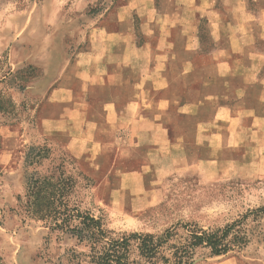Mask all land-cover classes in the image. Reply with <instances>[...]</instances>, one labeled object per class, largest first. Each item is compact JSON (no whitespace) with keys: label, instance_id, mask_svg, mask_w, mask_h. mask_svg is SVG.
I'll list each match as a JSON object with an SVG mask.
<instances>
[{"label":"rangeland","instance_id":"rangeland-1","mask_svg":"<svg viewBox=\"0 0 264 264\" xmlns=\"http://www.w3.org/2000/svg\"><path fill=\"white\" fill-rule=\"evenodd\" d=\"M144 1L0 0V130L13 126L26 135L25 143L18 138L5 144L0 132V264H94L87 242L28 215L27 184L35 176L63 171L72 177L73 205L100 219L112 239L173 229L180 235L189 228L215 231L264 206L260 133L249 132L241 146L222 147L214 157L209 147L187 149L189 166L183 168L162 172L153 164L142 189L133 192L123 189L121 172L138 168L145 156L141 149L130 156L127 135L114 153L87 165L65 140L39 133L48 94L62 83L67 65L90 47L88 32L108 25L117 11L143 8ZM246 2L258 12L264 7V0ZM216 3L222 7L224 0ZM163 5L171 7V0H155L158 10ZM201 30L209 45L203 20ZM141 33L136 23L139 40ZM38 149L42 157L35 159ZM245 225L256 231L251 220ZM257 233L225 256L198 248L195 264H264V238ZM130 261L141 262L134 247Z\"/></svg>","mask_w":264,"mask_h":264},{"label":"crops","instance_id":"crops-1","mask_svg":"<svg viewBox=\"0 0 264 264\" xmlns=\"http://www.w3.org/2000/svg\"><path fill=\"white\" fill-rule=\"evenodd\" d=\"M189 1L158 10L145 0L88 32L90 47L48 94L39 133L65 140L87 165L114 153L127 135L130 156L137 149L145 156L121 172L131 192L142 189L153 164L162 172L189 166L187 149L209 147L214 157L222 147L241 146L249 132L264 142V7ZM0 132L5 144L26 136L13 126Z\"/></svg>","mask_w":264,"mask_h":264},{"label":"trees","instance_id":"trees-1","mask_svg":"<svg viewBox=\"0 0 264 264\" xmlns=\"http://www.w3.org/2000/svg\"><path fill=\"white\" fill-rule=\"evenodd\" d=\"M41 152L42 149H38L35 159L42 157ZM76 184L63 171L58 177L54 174L32 177L27 184V212L36 220L50 222L51 229L87 242L94 264H195L194 254L198 248L209 249L213 256H225L235 248L245 246L256 231L264 238L262 206L215 231L189 228L180 235L177 229H173L161 235L134 233L112 239L100 219L79 212L73 205L71 198ZM248 220L256 223V231L246 228ZM77 221L78 224L74 225ZM133 247L141 262L130 261Z\"/></svg>","mask_w":264,"mask_h":264}]
</instances>
